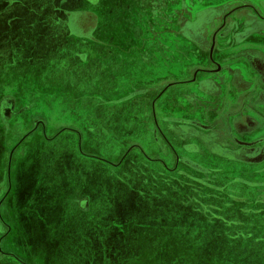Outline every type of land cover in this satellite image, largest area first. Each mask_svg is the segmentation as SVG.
<instances>
[{"label": "rangeland", "instance_id": "374dc122", "mask_svg": "<svg viewBox=\"0 0 264 264\" xmlns=\"http://www.w3.org/2000/svg\"><path fill=\"white\" fill-rule=\"evenodd\" d=\"M43 1L39 0V2ZM91 1L98 3L99 0ZM39 2L33 3L35 8L33 16L37 25L35 30L41 34L37 39L38 42L36 41L37 57L43 60L39 61L42 69L46 70L50 68L49 66H52V71L56 70L54 72L57 73L55 79L59 81L60 86L47 85L50 81L46 74L40 76L39 80L35 78L34 85L38 86H36L38 91L37 95H33V98L38 96L39 103L33 105L31 109L24 110V112H17L21 105L20 101H17V106L8 110L10 105H14V102H12L14 101L13 96L6 95V97L0 99V139L4 146L0 149V176L2 175L5 181L4 189L2 188L0 191V203L8 188L10 176L12 181L11 190L3 205L6 207L11 205V213L14 219L16 222L19 220L24 225L27 245H25V250L22 249L23 254L29 257L42 255L45 258L43 261H47L46 264H75L76 260L71 257L72 255H69V257L62 255L61 252L65 249H73L76 255L82 254V252L84 254L91 252L92 255L97 257L96 262H92V264H257L251 260L243 261V257H237V253L245 250L243 247L235 246L237 238L241 237L240 235L236 236L227 232L220 233L212 243L206 236L184 229L192 226L189 225V222H181L182 224L179 225L177 223L179 221L178 216L170 214L171 221L167 223L163 216L168 215L162 212L167 213L168 207L163 204L160 195L168 194L172 196L170 207L171 211L175 212V210L178 211L175 208L179 205L178 202L189 204L191 202L189 199L180 201L177 199V195L182 193L183 195L194 196L193 192L199 184L190 183L189 181L186 183L179 172L188 167L183 163H176L171 155L168 156L171 168L169 172L165 171L164 174H160V171L157 170L154 173L152 168L149 171V164L156 163L161 152L156 147L155 150H158V152H154L153 148H150V150L149 145L143 143L139 136L136 137L135 134H120V136H117L116 132L118 131L117 128L119 129L124 125L128 129L136 127V130L142 127L139 120L144 116L147 107L146 97L149 94L146 86H153V76L151 75L154 72L156 79L158 77L162 78L163 71L170 73V67L175 70L177 77H179L180 72L183 73L178 69L179 57H183L179 54L180 49L178 50V48L180 47L182 50L186 47L184 44L187 42L181 39V43L176 35L180 29L179 16H186L188 29L192 18L197 19V16L202 18L203 20H199L197 23V32H200L203 30V26L206 27V20H210L215 15H226L230 11L236 10L231 15L238 14L240 16L239 13L250 9L243 7L247 4H253L259 8L256 4L259 0H126L128 7L124 6L122 8L121 3L125 0H106L109 4L118 3L117 7L114 5L108 6V10L120 11L123 9L124 11L121 12L120 19L107 18L106 26H103L102 23L101 28L103 31L106 30L109 36L122 33L123 35L120 34V36H124V39L122 44L119 41L120 39L118 41L105 40L100 37L99 39L98 31H96L95 41L99 39L102 43L105 41L108 43L107 45L97 42L90 43V47L96 48V51L90 55V61L97 64L107 61V64L115 63V66L113 65L109 69V73L106 74L107 77L103 79L101 74L96 72L95 76L93 74L92 79L89 78V80L81 77L82 73L80 75L76 74L74 79H78V83L70 81L73 75L66 73L67 65L75 63L72 62L74 50H70V52L66 50L59 51L64 44L56 38L54 29H52L54 32L52 34L50 28L42 23L47 20L46 15H49L50 10L46 5L40 7ZM46 2L48 1H45L44 4ZM147 3L148 5H146ZM240 5H242V8L234 9ZM97 6L92 11V22H85V24L87 23L91 27L93 25L95 27L97 24L96 28L98 30L99 8ZM16 14H18L17 11ZM22 14H25V11ZM27 16H25L27 19L31 18L29 16H32V14L28 13ZM51 18L49 17L50 20ZM220 20L221 17H217L215 23L219 25ZM180 24L181 26L184 25L183 23ZM92 31L94 32V30ZM75 32L80 33L78 23L75 24ZM203 36L206 37V33ZM197 37L200 39L199 35ZM67 45H64L63 48H66ZM78 45L80 48H87L86 45ZM78 45L76 46L78 47ZM70 46L73 47L71 44ZM164 51H166L165 57L167 59L170 56L165 61ZM186 51L187 58L191 59L190 52L192 53V51L187 48ZM60 56L66 62L58 64L60 61L58 57ZM201 56L199 55V58ZM201 58L205 59V56ZM165 62L167 63L166 66H164ZM191 63L192 61H187V68H190ZM101 70L102 68H99L97 71L100 72ZM132 73L135 74V78L138 76L136 80L129 79L132 77ZM29 75L24 77H31ZM21 77L15 68L6 73L0 71V96L3 93L13 94L14 91H17L18 93L22 92L20 95L24 94L27 98L31 97L30 94H26L29 87L26 86V82L23 81L21 89L18 87L19 82L22 81L20 80ZM24 77L23 80H25ZM173 78V76L169 77V79ZM50 80L52 79L50 78ZM148 80H150L149 85L147 84ZM66 82H70L71 85ZM135 83L137 85H134ZM180 87L182 86L173 85L169 87L164 93L163 99L160 100L163 101L165 98L167 100L171 92L173 91L174 94ZM157 89L158 86H156L155 92H157ZM130 90H133V93L128 94ZM138 94L144 96L139 98L143 100L142 103L130 109L135 110L134 114L138 116L137 119L126 121L125 118L111 120H108V117L106 118L105 113L107 111H117L119 114L124 112L122 111V104L120 102L114 103V99L128 98V96ZM14 110L16 112L12 114ZM37 120H40L41 124L35 126ZM45 125L47 126L48 136L41 141L39 138L41 133L42 137L45 136L42 132ZM61 129L62 131H60ZM57 130H59L57 137L53 140H47ZM158 137L159 139L156 142L165 144L161 134ZM154 138L156 139V137ZM70 139L72 144L67 145ZM121 139L122 142L119 145L118 141ZM124 146L131 148L134 146L136 147L134 149L137 150H131L130 148L126 150ZM143 148L148 150L149 153L143 151ZM148 157L151 158L150 163L147 161ZM137 159L138 161L135 162ZM131 162H135L137 165L138 162H141L142 165L139 164L138 169H136L132 167ZM63 165L67 167H63ZM190 171L194 173V170ZM64 174L68 175L65 176ZM68 177L77 181L85 177V184H76L79 186V195L85 192L83 187L86 189L89 187L91 192L97 191L99 185L92 183V179H90L92 177L105 181L103 185L106 188L111 185L110 190L102 188L101 192L105 193L107 190L108 192L114 191L116 194L115 202L117 205L112 206V212L114 214L115 210H118L119 215L117 214V217L124 212L120 218L118 217L119 222L116 224L111 222V226H107L109 229L104 234L102 231L91 233V238L107 242L106 246L102 244L100 247L93 248L88 246H74L72 248L61 246L66 232L69 236L80 234L84 238L82 225L79 223L82 220L79 221L78 209L74 208V211L72 210L68 216L64 213L54 212L58 204L53 201V196L58 191L60 194L67 191L64 183ZM133 178L140 179L133 181ZM123 179L126 181L123 182ZM149 180L151 181L147 184ZM149 189L154 194L149 192ZM91 194L93 195V193ZM22 198L26 200L23 204L21 202ZM92 202L94 203V209L89 214L82 215L85 221L93 223L97 221V218L104 217L107 219L112 214L104 213V209L108 208L104 206L105 197L102 198L101 203L99 200L93 199ZM151 204L152 207H150ZM21 206H27V208ZM130 206H133L132 209ZM39 218L43 219L42 223ZM110 218L107 221L111 220ZM188 219L190 220L191 217H188ZM150 220L152 223L149 222ZM160 221L166 223V225H162ZM73 223L75 225H72ZM95 226L90 227L94 228ZM76 237L79 239V235ZM256 238L260 239L255 240L264 243V235ZM47 240L55 244L59 243L60 252L51 253L48 252L49 248L46 249L44 246H40L43 241L47 242ZM263 255L264 248L261 256ZM258 264H264V262Z\"/></svg>", "mask_w": 264, "mask_h": 264}, {"label": "crops", "instance_id": "0c3cea01", "mask_svg": "<svg viewBox=\"0 0 264 264\" xmlns=\"http://www.w3.org/2000/svg\"><path fill=\"white\" fill-rule=\"evenodd\" d=\"M37 1L39 2V0H0V9L2 8V10H0V71L6 73L7 71H10L12 68H15V70L17 69V73L22 76L20 79L22 81L19 82L18 87L21 89L22 87L21 85L24 82H26L27 83L26 86H29L26 94L31 95V97L27 98V96L24 94L20 95V93L22 92L18 93L17 91H14L13 94L3 93L2 96H0V99H3L6 95L13 96V99L15 101L14 107L17 106V101H20L21 105L20 108H18L19 110L17 112H24V110L31 109L33 105L35 106L37 103H39L38 96L33 98V95H35L38 91L37 90L38 86L34 85L36 81L35 78H38L39 80L40 76L46 74L48 75L50 81V83H48L47 85L60 86L59 81L55 79V77H57L56 76L57 73L56 74L54 73L56 72V70H54L53 72L51 69L52 66H49L50 68L46 70L42 69L39 61H43V60L37 57L38 53L36 52L37 50L36 41L41 35L40 33H37L35 30L36 29L35 26L37 25H36V20L33 16L35 11V8L33 7L34 5L33 3H37ZM45 1L48 2L44 4ZM258 3L259 2H257L256 4L259 6ZM121 4H122L121 8L124 6L128 7L126 5V0ZM39 5L40 7L46 5V7H48L50 10L49 15L48 16L46 15L47 20H44L42 23L50 28L51 30L50 32L52 34L54 33L52 29L55 30L56 38H58L62 42V44L67 45L68 43L66 48H63L64 46L63 45L61 47V50L59 49V51H64V50H66L67 52H70V50L75 51V52L73 51L72 53L73 55L72 62L75 63L68 64L69 66L67 65L66 68L67 71L66 73L67 74L71 73L73 75L70 81H74L78 83V79H74V76H76V74L80 75V73H82L80 76L87 80H89V78L92 79V75L94 74L95 76V72L101 74L102 79L106 78L107 77L106 74L109 73L108 71L109 69H111V67H113V65L115 66V63L107 64V61L102 64L99 63L97 64L94 62L91 63L90 55L91 53L96 51V48L90 47V43L97 42L99 44L107 45L108 42L105 41L102 43L99 40L100 38H102L105 40L112 39L115 41L116 40L118 41L120 39L119 41L122 44V40L124 39V36H120V34L122 33H120L119 35L115 34L114 36L113 35L109 36V33L106 30L103 31L101 28L102 23L103 26H106L107 18L114 17L115 20L120 19L121 12L124 11L123 9H121L120 11L108 10V6L110 7L114 5L115 7H117L118 3L114 2L109 4L106 2V0L104 1L99 0L98 3L92 2L91 0H44L43 2H39ZM96 5H98L97 7L99 8L98 30L96 28L97 24L95 25V27L94 25L93 27H91V25H87V23L85 24V22H89V23L92 22V17H93L92 11H94L93 8ZM146 5H148V3ZM247 6L249 8L256 7L253 4H247ZM257 9H261L260 6ZM23 10L25 11V14H22L24 12ZM16 11L18 12V14H16ZM248 11H252V10H248ZM28 13H31L32 16H29L31 18L27 19L25 16H27ZM117 14H119V16H117ZM49 17H52L51 20L49 19ZM198 17L199 16H197V19L192 18V20L190 21L191 23L189 29L187 26L188 19L186 18V16L185 17L179 16L178 18L180 29L176 35L179 38L180 42L181 39H183L190 44L189 46L187 43L184 44V46L186 47H184L182 50L180 47L178 48V50L180 49L179 54L183 56L182 58L179 57L178 69L183 73L181 74L180 72L179 77H177L175 70L172 67H170L172 73L171 72L166 73L165 71H163L162 78L158 77L156 79L154 76L155 75L154 72L151 75L153 76L152 77L153 82L151 81L153 86L152 87L146 86L148 88L147 92L149 94L146 97L147 107L145 108L144 116H142V119L139 120V123L140 125H142V127L140 126L141 128H139V130H136V127H134L133 129H128L126 125L124 126L122 125L123 127H119V129L117 128L118 131L116 132V134L117 136H120V134L123 135L135 134L136 137L139 136V138L143 143L149 145L148 147L149 149L153 148L154 152L156 151L158 152L159 150V152L161 153L159 154V158L157 159V162L154 164H149L150 166L148 170L151 171L152 168L154 173L157 170H159L160 174L162 173L164 174L165 171L169 172V170L171 169L170 160L168 156L173 151L171 150L170 147L167 148L165 144H159L160 142H156L157 139L154 138L153 130L158 127L160 132H158L157 135L160 134L162 135L165 133V129L163 128L165 123L162 122V119L188 120L190 122L188 124L190 125L191 130L189 132L186 131L187 133H185L182 137L179 136V134L182 133L180 129L182 126L178 128V130L175 129L174 132L170 130L168 131L166 130L167 131L166 134H169L170 136H174L173 143L177 145L175 148L178 149L176 150V152L178 151L177 153L179 154L180 157L184 156L194 161L198 160L199 162H201V164H203L202 168L204 167L208 168L209 171L208 174L212 179L210 181L212 186L209 185L211 187H207V186L201 187L202 184L196 182L199 185L196 186V189L193 192L194 196H187V194L183 195L182 193L178 194L177 195L178 197L174 196L177 197V199L180 201H182L183 199L191 200L190 204L185 202L184 203L178 202L179 205L175 207L176 209H178V211L175 210V212L171 211V207H170V198H172V196L168 194L160 195V198H162L163 200V204L168 207L167 213L162 212L163 214L168 215V216H163L164 220H166L167 223H170L171 218L169 217V215L172 214L179 217L178 218L179 221H177L179 225L182 224L181 222H191L189 223V225L194 226V228L197 231H202L203 229H207L213 231L216 236L220 235V233H223L222 232L223 229L228 231L233 229L241 232H247L244 233L243 240H240L242 239L241 237L237 238V242L235 246L245 248V250H241L240 253H237V257H241V258L243 257L244 258L243 261L251 260L252 262H256L258 264L264 262V257H263L264 255L261 256L262 250L264 248V243H261L259 240H255V239H260L261 237L260 238H256V237L260 235L261 236L264 235V214L252 209L253 207L259 208L260 206L258 204L255 203L251 204L247 202V200H252L251 198H253L254 195L256 196L258 188H253L255 189V192L251 193L250 190L246 188V186L232 183L233 185H231L230 187L235 188V192H233V194H229V193L224 194L223 192L224 195L220 196L218 190L215 189H218L216 187L221 188V186L224 183L223 181L222 182L217 181L216 180L217 176L226 175L224 173L231 172L233 168L234 170L237 169L239 171L240 170L239 166H237L236 168L232 167L230 164L231 158L220 156L218 152L213 151L212 145L209 146L203 144L204 142L202 140H200L201 141L200 143L197 136L205 133L212 134L213 131L219 129V127L215 126V122L217 120H226L229 122L231 117L235 116L240 110L243 111L247 105L249 107H252L253 105L256 108L264 109V32L262 33L264 28L263 27L261 28L260 22H256L255 20L251 21L250 18L246 19L244 15L238 16V14L237 15L234 14L229 19L228 23L230 24V26L227 28V30L229 29V31L231 30L235 31L236 36L235 39L229 40L228 39L229 36H226V34H222L224 35L223 37L218 33L219 25L215 23L216 19L211 18L210 20H206L207 22L206 27L205 26L202 27L207 37V40L203 43L201 40H199V38L196 35L199 33L197 32V28H198L197 23L199 20H203L202 18H198ZM76 23H78V25L80 26V33L75 32ZM180 23H183L184 27L181 26ZM92 30H94V32ZM96 31H98V38L100 37L97 41H95L96 40L95 33H97ZM212 36L216 38L214 41L211 40ZM196 38H198L199 41H197ZM27 41H31V42H27ZM70 44L73 45V47H71ZM78 44L86 45L87 48L84 47L80 48ZM76 45H78V47ZM186 48L192 51V53L190 52L192 60L190 58L189 59L187 58L188 54ZM120 50H124V49H120ZM164 54H163L164 61L168 60L170 56H168L167 59L165 57L166 51H164ZM64 55L66 54L64 53ZM199 55L205 56V59L201 58L202 56L199 58ZM227 56L231 57L230 60H228L230 61V63L227 64H230L232 71H236L237 75L239 76L237 80L232 78L229 75V73H227L225 70L216 74H213L211 73V71L207 70L215 67V65L213 64V62H211L210 59L214 58L215 61L221 63L222 61L225 60V59L222 60V58H225ZM7 58H10L8 63L6 62ZM58 59L60 60L58 64H62L63 62H66V60H63L61 58V56L58 57ZM188 60L192 61L190 68H187L186 63ZM166 65L167 63L165 62L164 66ZM99 68H102L100 72L97 71ZM28 74H30L29 76L31 77L28 78L24 77ZM60 74L63 75L64 73H60ZM131 76L132 77L129 78L130 80H136L138 78V76L135 78V74L133 73ZM170 76H173L174 78L169 79ZM23 77L25 80H23ZM50 78L52 80H50ZM69 79L70 78L68 77V80ZM149 81L150 80H148L147 83L148 85L150 84ZM162 81L164 82L161 83ZM66 83H70V82H66ZM134 85H137V83H135ZM173 85H179L182 87L177 89L174 92V94L172 91L170 96L167 98V100L166 98L164 99L166 100L165 102L164 100L163 101L160 100L161 98L163 99L166 90ZM156 86H158L157 92H155ZM131 93H133V90H130L128 94ZM140 97H144V96L138 94V95L128 96V98L120 97L118 99H114V103L120 102L122 104L121 107L123 108L122 111L124 112H121L119 114L117 113V111L116 112L107 111L105 113L106 118L108 117L107 118L108 120L125 118L126 121L137 119L138 116L134 114L135 110L132 111L130 109H132L135 105L142 103L143 100L139 99ZM249 97L251 98V100ZM15 110L12 112V114L16 112ZM254 113L249 112L248 114L255 115L258 121L264 123V117L263 116L260 117L258 114L257 116L256 113L255 114ZM155 119L158 120V126L155 123ZM179 122L181 123V121ZM251 122H255V121L250 120V123ZM40 124L41 121L37 120L35 126H38ZM202 125H206V126H202ZM46 127H47L46 125L45 127L43 126L42 132L45 136L42 137V133H41V136L39 138L41 141L48 136ZM60 131H62V129ZM262 131L264 133V130ZM58 133L59 130H57L52 137L49 136L50 139L47 140H53V138L57 137ZM193 134L195 136H193ZM118 142H119L118 144L120 145L122 139ZM70 143L72 144L71 139L70 141H68L67 145H69ZM182 143L183 144L191 143L189 144V146L191 145L190 150L183 149L181 147ZM134 146L132 148L126 146L124 147H126V150H128L129 148L131 150H137L134 149L136 148ZM155 147L158 150H155ZM2 148H4V146L0 139V149ZM144 150L145 149L143 148V151ZM145 151L149 153L148 150ZM138 159L135 160V162L138 161ZM150 159L149 157L147 158L148 163L151 162V161L149 162ZM135 162H131L132 167L138 169L137 167L139 166V164H141V162H138L139 163L138 165L135 164ZM63 167H67V166L63 165ZM189 168L190 167L186 168V170H190ZM62 173L64 172L62 171ZM235 174L233 175L231 174V176L234 177ZM64 175L67 176L68 174L67 175L64 174ZM195 175H198L196 171H195ZM71 177L66 178L67 180L68 179L69 180L68 181L66 180L64 183L66 184L65 188L67 191L62 192L61 194L58 191V193L54 194L53 196L54 199L53 201L56 204H58V207L54 212L57 213L59 212V214L64 213V215L68 216V214L72 212V210L74 211V208L76 210L78 209L79 218H80L79 221L82 220L79 223L82 225L84 238H82L80 234L69 236L68 233L66 232L64 233L63 236L64 240H62L63 245L61 246H65L67 248H72L74 246H82V247L88 246L89 248L100 247L102 245L106 246L107 242H103L96 238H91V233L93 231H102L104 234V232L109 229V227L107 228V226H111L110 225L111 222L115 224L119 222L118 217L120 218V216H122L124 212L120 213V216L118 217L116 216L117 214L119 215V212H117L118 210L117 211L115 210L114 214L112 212L113 211L112 206H115L116 204L115 202L116 194L114 193V191L108 192L107 190L105 191V193L101 192L102 188L110 190L111 185L107 186L106 188L103 185L105 181L103 182L99 178L92 177L90 178L92 179V183L99 185L97 187L98 188L97 191L91 192L89 190V187L87 189L83 187V190L85 192L79 195L78 194L79 186H77L76 184H83V183L85 184L86 182L85 177L81 178L78 181L74 180V178L72 179ZM3 179L4 178L1 175L0 191L2 190V188L4 189L5 187V181ZM139 179L133 178L132 180L138 181ZM8 181H9L8 188L6 189L4 195L2 196L1 198L2 200L0 203V264H46L47 261L46 260L43 261L45 258H43L42 255H35L33 257H29L27 255H24L22 252V249L25 250V245H27L25 239L26 235H25L24 225H22L19 220H17L16 222V220L14 219V216L11 213L12 212L11 205H8L7 207L3 205V203L6 200V197L8 196L11 190L12 181L10 179V176ZM125 181L126 180L123 179V182ZM150 181L151 180H149L147 184H149ZM149 192H151L150 189ZM91 193H93V195ZM248 193H251V195ZM103 197H105L104 206L108 207L104 209L105 210L104 213L106 212L112 213L113 215L110 214V216L112 215V217L111 218L110 216L108 217L111 220L107 221L108 218L105 219L104 217H102L97 219L95 218L97 221L93 223L91 221L89 222L85 221V218H83L82 215L85 216L86 214H89L91 210L94 209L93 207L94 203L92 202V199L96 201L99 200L100 202L102 201ZM23 199L24 198H22L21 200L22 204L26 202V200ZM167 203L169 206L167 205ZM207 205L209 206L216 205L217 208L219 209L215 212L213 211L211 212L210 209L207 210L203 209L202 206H207ZM21 207L27 208V206H21ZM130 207L132 209L133 206ZM150 207H152V204L150 205ZM188 217H191V219L189 220ZM39 220L42 223L43 219L39 218ZM157 221L159 220L157 219ZM149 222H151V220ZM74 223L72 225H75ZM161 224L166 225V223L163 222H161ZM224 224L233 225V226L226 227L224 226ZM92 225H96V226L92 228L90 227ZM78 235H79V239L76 237ZM43 243L40 246H44V248L46 249L49 248L48 252L51 253L60 252L59 243L55 244L48 240L47 242L43 241ZM61 253L62 255L67 257H69V255H72L71 257L75 258L74 260H76V262H74L75 264H80L81 261H82L81 264H92V262H96L97 260V257L92 255L91 252L86 254L82 252V254L76 255L73 249L71 250L65 249Z\"/></svg>", "mask_w": 264, "mask_h": 264}, {"label": "flooded vegetation", "instance_id": "af4514ba", "mask_svg": "<svg viewBox=\"0 0 264 264\" xmlns=\"http://www.w3.org/2000/svg\"><path fill=\"white\" fill-rule=\"evenodd\" d=\"M259 6L261 9H256L257 7H251L249 10L252 11H248L245 10L242 13H239L241 16L244 15V17L250 18L251 21H256V22H260V26L261 28H264V0H259ZM246 8H249L247 5L243 6ZM242 8V5L240 6H236L234 9H240ZM262 10V11H261ZM233 11L236 10H232L230 11L228 14H218L215 15L213 18L216 19L217 17H221V23L219 24L218 27V33L220 35L222 34H226V36H229V40L231 39H235V31H229V29L227 30V28L230 26L229 19L231 18V14L233 13ZM256 13V14H254ZM89 15V14H87ZM225 15V16H224ZM234 15V14H233ZM223 16V17H222ZM199 18V17H198ZM258 25V24H257ZM230 32V34H229ZM264 32V29L262 31V33ZM188 33V32H187ZM205 33L204 30H202L201 32H199L197 35L200 36V39L203 43L207 40V37L203 36ZM224 37V35H222ZM216 38L214 36L211 37V40L214 41ZM227 39V40H228ZM197 41L198 38H196ZM225 48V47H224ZM230 56H227L225 58H222L221 63H218L217 61L214 60V58L210 59L211 62H213V64L215 65L214 68H210L207 69L208 71H211V73L216 74V73H220L222 71H226L227 73H229V75L234 78L235 80H237L239 78V76L237 75L236 71H232L231 69V65L227 64L230 63ZM10 60V58L6 59V62L8 63V61ZM9 96V95H8ZM6 97V96H5ZM10 97V96H9ZM248 97V96H247ZM251 97V96H250ZM249 97V98H250ZM251 100V98H250ZM249 100V102H250ZM14 102L15 105V101ZM247 102V103H249ZM240 104V103H239ZM14 105H10V107L8 108V110H11L14 108ZM241 105V104H240ZM256 113V115L258 114L260 117L263 116L264 117V109H260V108H256L255 106L252 105V107H249L248 105L245 107V109L242 111L240 110L235 116L231 117V119L228 121L226 120H217L215 122V126L219 127V129H217L216 131H213L212 134L209 133H205V134H201L198 135V139L199 142L201 143L200 140H202L206 145L209 146H213L212 149L213 151H216L220 154V156H224L227 158H231V166L232 167H237L239 166V171L237 169V171L234 170V168L231 170V172H227L224 173L226 175H220L217 176V181H223V185L221 186V188L216 187L218 189V193L220 196H223L225 193H229V194H233V192H235V188L230 187L233 184H240L243 186H246V188H248V190H250L251 193L255 192V189L253 188H258L256 196L254 195L253 198H251L252 200H247L248 203H255L258 204L260 207L259 208H255L253 207L252 209L260 212L262 214H264V133L262 130H264V123L261 121H258L255 117V115H251L248 113ZM254 113V114H255ZM257 115V116H258ZM250 120L255 121V122H251L254 124L250 123ZM181 121V123L179 122ZM162 122L165 123L164 125V129H165V133L162 134V138L165 141V145L171 148V150L173 151L170 155L172 156V158L174 160H176V163L180 162L183 163L184 165L190 167V170H194V174L190 171V170H180V174L184 177L186 183L189 181L190 183H196L199 182L202 184V186H207V187H211L212 184L210 183V181L212 180L210 175L208 174V168L207 167H203V164H201V162H199L198 160H191L189 158L186 157H180L179 154H176V150H178L176 147V145L173 143V139L174 136H170L169 134H166V132L168 130L173 131L176 129L178 130V128H180L181 126V131L182 133L179 134V136H183L185 133L189 132L191 130V127L188 123H190L188 120L186 119H181V120H177V119H162ZM179 122V123H178ZM155 123L158 124V120L155 119ZM202 126H206V125H202ZM161 128V129H163ZM167 130V131H166ZM185 131V132H184ZM187 131V132H186ZM158 132L159 128H155L153 130V135L154 137H156V139L158 140ZM172 134V133H171ZM173 135V134H172ZM193 136H195L193 134ZM176 137V136H175ZM198 143V144H200ZM189 144L191 143H182V148L183 149H188L190 150V146ZM196 144V143H195ZM217 149V150H216ZM195 171L198 173V175H195ZM236 173V174H235ZM241 173V174H239ZM231 174H235L234 177L231 176ZM233 183V184H232ZM204 184V185H203ZM211 185V186H209ZM201 186V187H202ZM224 192V194H223ZM222 195H221V194ZM251 193H248L251 195ZM203 209L207 210L210 209L211 212H215L217 211L219 208H217L216 205H212V206H202ZM215 209H214V208ZM213 215V214H212ZM217 215V214H215ZM226 227H232L233 225H225ZM223 233H228V234H232L233 235H240L243 238V233H240L241 231H237V230H222ZM238 232V233H237ZM237 233V234H236ZM243 234V235H241Z\"/></svg>", "mask_w": 264, "mask_h": 264}, {"label": "trees", "instance_id": "16d2710c", "mask_svg": "<svg viewBox=\"0 0 264 264\" xmlns=\"http://www.w3.org/2000/svg\"><path fill=\"white\" fill-rule=\"evenodd\" d=\"M189 223H191V222H189ZM184 229H188V230L193 231V232H195V233H197V234H200V235H202V236H206L207 239L211 240L212 243H214V239L217 238V236L214 234L213 231H210V230H207V229H203L202 231H197V230L194 228V226H192V227H188V228L186 227V228H184ZM203 240H204V239H203ZM208 255H209V254H208Z\"/></svg>", "mask_w": 264, "mask_h": 264}]
</instances>
